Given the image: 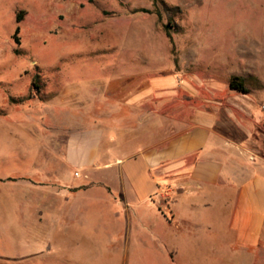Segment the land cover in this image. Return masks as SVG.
<instances>
[{
	"label": "rangeland",
	"instance_id": "obj_1",
	"mask_svg": "<svg viewBox=\"0 0 264 264\" xmlns=\"http://www.w3.org/2000/svg\"><path fill=\"white\" fill-rule=\"evenodd\" d=\"M161 1L0 0V264L198 263L197 253H173L163 219L137 205L159 179L142 162L124 161L118 140L112 154L73 173L74 219L57 236H28L23 203L9 200L23 177L53 180L62 163L65 178L77 131L118 134L146 111L161 133L209 119L223 136L253 137L264 155V0ZM234 76L250 94L230 89ZM147 87L152 109L124 105ZM121 182L131 220L117 216L122 203L115 211L111 204ZM201 264H264V245L230 259L207 255Z\"/></svg>",
	"mask_w": 264,
	"mask_h": 264
},
{
	"label": "crops",
	"instance_id": "obj_2",
	"mask_svg": "<svg viewBox=\"0 0 264 264\" xmlns=\"http://www.w3.org/2000/svg\"><path fill=\"white\" fill-rule=\"evenodd\" d=\"M150 91L149 87L124 105L138 112L147 107L152 109L154 102L144 100ZM159 129L154 113L146 111L138 115L134 128L118 134L91 128L70 136L65 178L60 163L59 170L53 172L55 180L34 182L23 177L14 186V196L8 197L10 201L23 203L24 214L32 222L28 236L52 238L64 229V220L73 221L77 199L70 190L73 173L88 170L101 156L112 154L113 144L118 140L120 150L127 156L124 161L142 162L159 179L152 182L153 191L137 205L163 219L173 253H185L179 248L197 253L194 260L201 264L207 255L225 253L230 259L234 252L246 253L264 245V155H257L253 137L238 141L223 136L209 119L187 124L180 131L170 127L161 133ZM23 138H19V143ZM111 166L105 164L107 170ZM45 171L49 173L48 169ZM120 185L122 188L118 190L112 186L119 198L112 199L111 204L122 203L116 206L120 211L117 216L131 220L134 205L128 200L124 183ZM116 207L113 206L114 211Z\"/></svg>",
	"mask_w": 264,
	"mask_h": 264
},
{
	"label": "trees",
	"instance_id": "obj_3",
	"mask_svg": "<svg viewBox=\"0 0 264 264\" xmlns=\"http://www.w3.org/2000/svg\"><path fill=\"white\" fill-rule=\"evenodd\" d=\"M153 1H154V5L156 7L160 4H162L161 0H153ZM166 12L170 17V20H172L173 15L168 10ZM135 13H146V14H154L155 13L160 18H162V15H163L161 10H157L156 12H153L152 10H148V9L136 10ZM165 29H166L167 36L170 38L171 41H173V37H172V33H171V30L173 29V27H172L171 23H168L166 25ZM229 87L231 90L237 91V92L242 93V94H250L251 93V90L247 86L245 79H243L242 77H239V76H234L230 79Z\"/></svg>",
	"mask_w": 264,
	"mask_h": 264
}]
</instances>
